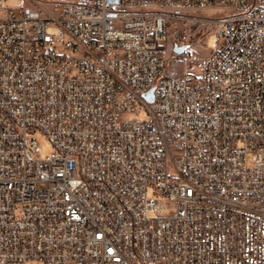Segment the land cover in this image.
Segmentation results:
<instances>
[{
    "label": "built area",
    "instance_id": "1",
    "mask_svg": "<svg viewBox=\"0 0 264 264\" xmlns=\"http://www.w3.org/2000/svg\"><path fill=\"white\" fill-rule=\"evenodd\" d=\"M0 1V264H264V0Z\"/></svg>",
    "mask_w": 264,
    "mask_h": 264
},
{
    "label": "rangeland",
    "instance_id": "2",
    "mask_svg": "<svg viewBox=\"0 0 264 264\" xmlns=\"http://www.w3.org/2000/svg\"><path fill=\"white\" fill-rule=\"evenodd\" d=\"M51 1L55 0H3L5 6L13 7L15 10L19 11L20 8L24 7H38V4L45 9H50ZM60 1V0H57ZM1 3V1H0ZM230 13L229 9L225 8H208L198 11H194L191 14L194 16L216 19L219 17L226 16ZM169 44H174L176 42H181L180 36L185 33L187 38L185 42H189L195 45L200 57L196 61H188L186 63H180L179 59L171 58L168 62L167 73H172L177 76L184 75L186 73H194L199 76L203 69L204 64L209 53L219 44L220 38L213 34L207 27L201 24H187L182 22H169ZM146 114L143 111H138L134 113H124L121 116V121H130L135 119H144ZM37 138L41 145L42 156H46L53 151V147L48 138L42 134H37ZM174 173V170H172ZM149 195L156 196L152 188L149 189Z\"/></svg>",
    "mask_w": 264,
    "mask_h": 264
},
{
    "label": "water",
    "instance_id": "3",
    "mask_svg": "<svg viewBox=\"0 0 264 264\" xmlns=\"http://www.w3.org/2000/svg\"><path fill=\"white\" fill-rule=\"evenodd\" d=\"M187 48V44L178 46L176 45L174 47V51L177 53H182L185 49ZM145 97L149 100V101H153V89H151L149 92L145 93Z\"/></svg>",
    "mask_w": 264,
    "mask_h": 264
},
{
    "label": "bare ground",
    "instance_id": "4",
    "mask_svg": "<svg viewBox=\"0 0 264 264\" xmlns=\"http://www.w3.org/2000/svg\"><path fill=\"white\" fill-rule=\"evenodd\" d=\"M232 90H239V83H232ZM174 153H181V146H174Z\"/></svg>",
    "mask_w": 264,
    "mask_h": 264
}]
</instances>
